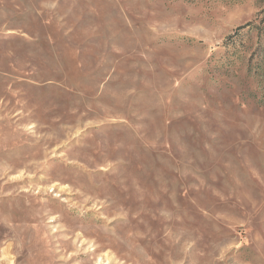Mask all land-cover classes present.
Instances as JSON below:
<instances>
[{
	"label": "rangeland",
	"instance_id": "obj_1",
	"mask_svg": "<svg viewBox=\"0 0 264 264\" xmlns=\"http://www.w3.org/2000/svg\"><path fill=\"white\" fill-rule=\"evenodd\" d=\"M0 264H264V0H0Z\"/></svg>",
	"mask_w": 264,
	"mask_h": 264
}]
</instances>
